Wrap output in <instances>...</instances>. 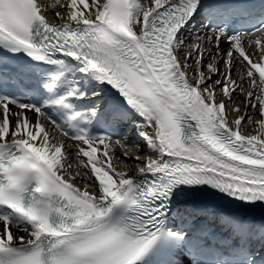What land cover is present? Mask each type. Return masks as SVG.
Here are the masks:
<instances>
[{
  "label": "snow or ice",
  "instance_id": "obj_1",
  "mask_svg": "<svg viewBox=\"0 0 264 264\" xmlns=\"http://www.w3.org/2000/svg\"><path fill=\"white\" fill-rule=\"evenodd\" d=\"M205 8L0 0V63L31 82L0 91V264H264V0ZM128 123L147 150L117 155ZM201 192L238 243L182 206Z\"/></svg>",
  "mask_w": 264,
  "mask_h": 264
},
{
  "label": "bare ground",
  "instance_id": "obj_2",
  "mask_svg": "<svg viewBox=\"0 0 264 264\" xmlns=\"http://www.w3.org/2000/svg\"><path fill=\"white\" fill-rule=\"evenodd\" d=\"M49 2H51V0H49ZM221 67H223V66H221ZM245 87H247V85L245 84L244 85ZM240 96L239 95H237V97H236V101H237V103H240ZM257 119H259V117L257 116L256 117ZM256 127H258V126H256ZM249 131L250 132H255V129L254 128H250L249 129ZM127 145H128V143H127ZM138 144H136V145H134V146H132V145H128V147L127 148H122V147H119V146H117L115 149H114V151L116 152V154L117 155H119V154H121V153H123V152H125V151H128L130 154H132V155H135L136 153L133 151V148L135 147V146H137ZM141 148H143L144 150H147V148H145V146H143V145H141L140 146ZM122 150V151H121ZM113 163L114 164H118L119 166H123V161L122 160H114L113 161Z\"/></svg>",
  "mask_w": 264,
  "mask_h": 264
}]
</instances>
